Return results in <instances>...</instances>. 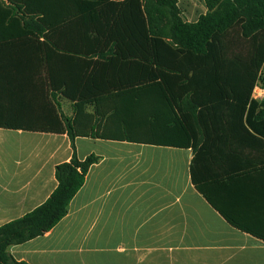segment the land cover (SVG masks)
Here are the masks:
<instances>
[{
	"label": "trees",
	"instance_id": "obj_1",
	"mask_svg": "<svg viewBox=\"0 0 264 264\" xmlns=\"http://www.w3.org/2000/svg\"><path fill=\"white\" fill-rule=\"evenodd\" d=\"M205 5L190 23L177 0H0V128L66 133L73 148L72 159L56 166L50 197L0 227V264H27L9 248L67 215L100 160L77 157L78 137L192 148V182L209 201L199 138L246 121L244 129L264 139V97H253L264 81V0ZM58 96L72 102V118Z\"/></svg>",
	"mask_w": 264,
	"mask_h": 264
},
{
	"label": "crops",
	"instance_id": "obj_2",
	"mask_svg": "<svg viewBox=\"0 0 264 264\" xmlns=\"http://www.w3.org/2000/svg\"><path fill=\"white\" fill-rule=\"evenodd\" d=\"M177 1L186 22L207 12L205 0ZM57 99L72 118V102ZM230 126L199 138V178L211 201L192 182V148L76 138L80 160H100L67 215L9 253L27 264H264L263 238L223 216L264 236V139L246 121ZM72 157L66 133L0 128V227L43 204L58 185L56 166Z\"/></svg>",
	"mask_w": 264,
	"mask_h": 264
},
{
	"label": "rangeland",
	"instance_id": "obj_3",
	"mask_svg": "<svg viewBox=\"0 0 264 264\" xmlns=\"http://www.w3.org/2000/svg\"><path fill=\"white\" fill-rule=\"evenodd\" d=\"M237 43V42H236ZM238 44H240L239 46L241 47V43H238ZM236 50V49H235ZM264 79V71H263V74H262V76H261V79ZM263 80H260L258 83H257V88L258 89H262V88H264L263 87ZM257 92H259V91H257ZM257 92H254L255 93V95L257 94ZM264 97V94L262 95V96H260L259 97V99H262ZM112 147H114L115 148V146H112ZM116 149V148H115Z\"/></svg>",
	"mask_w": 264,
	"mask_h": 264
},
{
	"label": "built area",
	"instance_id": "obj_4",
	"mask_svg": "<svg viewBox=\"0 0 264 264\" xmlns=\"http://www.w3.org/2000/svg\"><path fill=\"white\" fill-rule=\"evenodd\" d=\"M257 91H259V92H257ZM254 92H257V94L255 95V93H253V97L255 99H259V97L264 94V88L258 89L257 86H256L255 89H254Z\"/></svg>",
	"mask_w": 264,
	"mask_h": 264
}]
</instances>
